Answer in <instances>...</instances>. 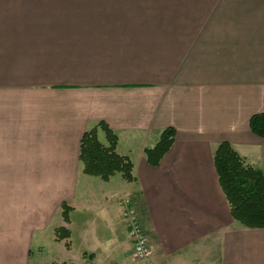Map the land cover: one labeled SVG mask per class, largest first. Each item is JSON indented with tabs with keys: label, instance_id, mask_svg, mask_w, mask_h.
<instances>
[{
	"label": "crops",
	"instance_id": "1",
	"mask_svg": "<svg viewBox=\"0 0 264 264\" xmlns=\"http://www.w3.org/2000/svg\"><path fill=\"white\" fill-rule=\"evenodd\" d=\"M260 112L264 0H0V264H140L126 199L155 264H264V228L233 218L215 163L227 141L264 172ZM100 122L136 180L84 173Z\"/></svg>",
	"mask_w": 264,
	"mask_h": 264
},
{
	"label": "trees",
	"instance_id": "2",
	"mask_svg": "<svg viewBox=\"0 0 264 264\" xmlns=\"http://www.w3.org/2000/svg\"><path fill=\"white\" fill-rule=\"evenodd\" d=\"M99 125L106 132L108 144L105 145L99 140L97 126L83 135L80 161L84 173L101 177L105 181L116 173H121L129 182L136 180L132 160L117 152V135L106 123L100 122ZM250 128L264 138V112L251 116ZM175 136L174 127L164 129L156 145L145 150L148 161L158 165L172 147ZM215 163L233 218L250 228H264V172L250 164L227 141L218 146ZM62 208L65 220L69 221L72 208L66 202L62 204ZM57 233L58 238L70 235V231L64 228H59Z\"/></svg>",
	"mask_w": 264,
	"mask_h": 264
},
{
	"label": "built area",
	"instance_id": "3",
	"mask_svg": "<svg viewBox=\"0 0 264 264\" xmlns=\"http://www.w3.org/2000/svg\"><path fill=\"white\" fill-rule=\"evenodd\" d=\"M124 218L128 224V234L133 243L134 256L140 264H155L154 249L150 237L142 226L138 211L130 199L124 201ZM100 264H112L110 261H104Z\"/></svg>",
	"mask_w": 264,
	"mask_h": 264
},
{
	"label": "rangeland",
	"instance_id": "4",
	"mask_svg": "<svg viewBox=\"0 0 264 264\" xmlns=\"http://www.w3.org/2000/svg\"><path fill=\"white\" fill-rule=\"evenodd\" d=\"M99 138V137H98ZM107 142H108V140H107ZM103 144H105V143H103ZM108 144V143H107ZM107 144H105V145H107ZM125 156V155H124ZM63 214V213H62Z\"/></svg>",
	"mask_w": 264,
	"mask_h": 264
}]
</instances>
